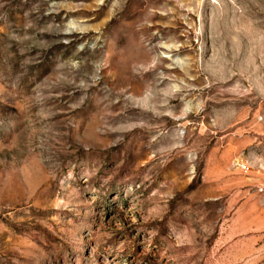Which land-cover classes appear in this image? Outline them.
I'll list each match as a JSON object with an SVG mask.
<instances>
[{
	"label": "rangeland",
	"instance_id": "1",
	"mask_svg": "<svg viewBox=\"0 0 264 264\" xmlns=\"http://www.w3.org/2000/svg\"><path fill=\"white\" fill-rule=\"evenodd\" d=\"M0 264H264V0H0Z\"/></svg>",
	"mask_w": 264,
	"mask_h": 264
}]
</instances>
